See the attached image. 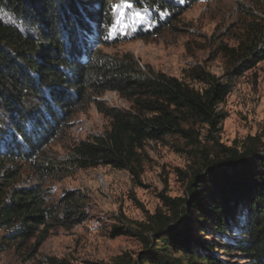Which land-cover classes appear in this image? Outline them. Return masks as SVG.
<instances>
[{"label":"trees","instance_id":"trees-1","mask_svg":"<svg viewBox=\"0 0 264 264\" xmlns=\"http://www.w3.org/2000/svg\"><path fill=\"white\" fill-rule=\"evenodd\" d=\"M83 1L0 0V164L39 156L82 104L94 103L111 119V130L73 149L70 162L76 168L111 166L138 176L144 144L166 138L187 143L201 166L185 175L184 197H163L167 212L160 209L149 217L152 240L141 235L145 250L137 260L124 255L111 264H228L215 254L219 245L201 241L196 233L220 239L236 235L222 250L239 256L243 264H264V150L255 143H221L226 115L219 107L229 85L193 71L190 81L205 86L196 89L144 71L132 54L114 57L92 49L91 24L107 26L109 0H100L98 12ZM134 1L171 16L159 20L160 28L186 11V5L174 0ZM251 30L237 48H224L230 80L264 60V25ZM106 92L119 94L132 108L105 107L99 98ZM7 173L4 179L13 174L10 169ZM4 179L0 231L5 247L22 250L34 240L36 250L51 229L71 228L86 218L80 197L72 191L53 203L41 186L11 187ZM114 229L118 234L124 230Z\"/></svg>","mask_w":264,"mask_h":264},{"label":"rangeland","instance_id":"rangeland-1","mask_svg":"<svg viewBox=\"0 0 264 264\" xmlns=\"http://www.w3.org/2000/svg\"><path fill=\"white\" fill-rule=\"evenodd\" d=\"M174 1L186 5V11L172 16L171 24L160 28L159 20H168V13L134 0H109L107 26L92 23L94 34L88 42L92 49L106 55L132 54L144 71L151 69L186 81L196 89L205 86L190 81L193 71L208 73L219 83L229 85L230 93L219 107L226 115L220 125L221 143L228 147L255 143L264 150V60L230 80V61L224 52V48H237L254 25H264V0ZM83 4L95 12L101 8L100 0H84ZM99 99L105 107L132 108V103L115 92H106ZM110 130L111 119L96 104L84 103L62 131L43 146L39 156L0 164V183L10 169L13 174L4 179L6 183L18 188L41 186L50 202L56 203L65 191H72L80 197L86 215L81 224L71 228L51 229L36 250L34 240L22 250L5 247L1 244L4 232L0 231V264H111L124 255L137 260L144 252L141 235L152 240L147 227L149 217L160 209L167 212L163 197L185 196V175L200 169V162L187 143L166 138L144 144L138 176L111 166L84 170L71 164L70 154L75 147ZM115 227L124 230L118 234ZM196 235L201 241L219 245L215 254L225 263H244L234 253L222 250L223 245L234 242L236 235L226 239L213 233Z\"/></svg>","mask_w":264,"mask_h":264},{"label":"snow or ice","instance_id":"snow-or-ice-1","mask_svg":"<svg viewBox=\"0 0 264 264\" xmlns=\"http://www.w3.org/2000/svg\"><path fill=\"white\" fill-rule=\"evenodd\" d=\"M127 7H131V5H127ZM136 15H137V17L139 18L140 14L137 13Z\"/></svg>","mask_w":264,"mask_h":264}]
</instances>
